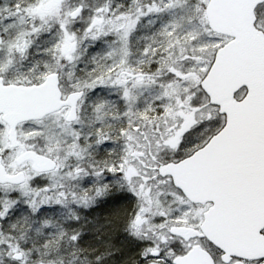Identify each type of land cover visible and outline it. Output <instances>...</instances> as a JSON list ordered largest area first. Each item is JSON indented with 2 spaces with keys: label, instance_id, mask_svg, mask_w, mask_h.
Segmentation results:
<instances>
[{
  "label": "snow or ice",
  "instance_id": "snow-or-ice-1",
  "mask_svg": "<svg viewBox=\"0 0 264 264\" xmlns=\"http://www.w3.org/2000/svg\"><path fill=\"white\" fill-rule=\"evenodd\" d=\"M0 264H264V0H0Z\"/></svg>",
  "mask_w": 264,
  "mask_h": 264
}]
</instances>
